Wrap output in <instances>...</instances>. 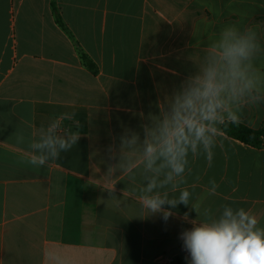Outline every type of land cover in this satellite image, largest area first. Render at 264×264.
<instances>
[{"label": "crops", "instance_id": "obj_1", "mask_svg": "<svg viewBox=\"0 0 264 264\" xmlns=\"http://www.w3.org/2000/svg\"><path fill=\"white\" fill-rule=\"evenodd\" d=\"M229 29L248 40L246 57L226 54ZM210 76L211 158L189 145L169 180L159 151L177 113L201 119L208 100L184 101ZM229 122L264 129V0H0V264H188L179 237L193 222L227 206L264 227V146L227 136ZM72 133L55 159L33 146ZM184 191L167 221L144 206Z\"/></svg>", "mask_w": 264, "mask_h": 264}, {"label": "clouds", "instance_id": "obj_2", "mask_svg": "<svg viewBox=\"0 0 264 264\" xmlns=\"http://www.w3.org/2000/svg\"><path fill=\"white\" fill-rule=\"evenodd\" d=\"M226 38L233 37L234 42L229 43L226 54L233 60L246 57L251 45L243 37H235V33L226 30ZM219 94V88L213 82L211 76L206 81L203 90H195L187 97L184 105L188 109L195 110L193 97L204 98L208 103L201 109V119L193 115L176 114L175 126L164 145L159 151V156L165 158L167 166L171 168L167 179L172 178V173L179 176L184 172V157L190 145L195 151L198 143H203L209 149L208 156L211 158V138L208 135L209 128L202 123V120H212L216 118V109L220 106L215 97ZM79 139L78 133H72L68 138L49 136L41 142L34 144L35 148L47 149L49 155L55 159L59 157L60 151H67ZM157 149L149 145L146 154L149 157L148 167L151 168L158 158ZM48 159V155L34 154L31 162L43 166ZM213 193L218 187L213 181ZM156 187L153 180L149 183L147 191L151 192ZM189 193H181L178 201H168L161 198L159 194L146 196L143 199L144 206L152 213L163 212V219L168 220L173 212L164 209L165 204L171 208H176L177 204H188ZM188 213H184L187 219ZM259 221L251 211L239 208L235 212L230 207H225L223 213L216 219L200 223L193 222L190 228H186L181 233L183 246L188 253L185 259L188 264H264V227H260Z\"/></svg>", "mask_w": 264, "mask_h": 264}, {"label": "trees", "instance_id": "obj_3", "mask_svg": "<svg viewBox=\"0 0 264 264\" xmlns=\"http://www.w3.org/2000/svg\"><path fill=\"white\" fill-rule=\"evenodd\" d=\"M222 130L227 136L245 144L253 147L264 146V129L255 130L240 123L229 122L222 125Z\"/></svg>", "mask_w": 264, "mask_h": 264}, {"label": "built area", "instance_id": "obj_4", "mask_svg": "<svg viewBox=\"0 0 264 264\" xmlns=\"http://www.w3.org/2000/svg\"><path fill=\"white\" fill-rule=\"evenodd\" d=\"M69 126L70 123H66L62 121V119H57L55 124L53 125V130L56 133H64L68 130ZM179 240L181 242L179 246V253L181 254V256L186 257L188 256V253L183 246V239L181 236L179 237ZM174 263H175V258L171 255H160L156 257L154 260V264H174Z\"/></svg>", "mask_w": 264, "mask_h": 264}]
</instances>
